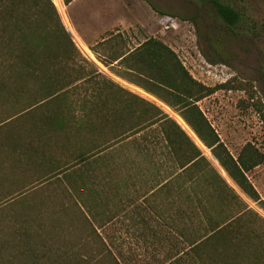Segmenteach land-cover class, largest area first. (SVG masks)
I'll use <instances>...</instances> for the list:
<instances>
[{"label": "trees", "instance_id": "obj_1", "mask_svg": "<svg viewBox=\"0 0 264 264\" xmlns=\"http://www.w3.org/2000/svg\"><path fill=\"white\" fill-rule=\"evenodd\" d=\"M73 1L63 0V3L67 6ZM53 2L63 10L60 0ZM205 2L213 8L228 34L247 30L241 10L221 0ZM36 13L41 19H36ZM48 20H54L63 31L62 34L53 33L54 45L51 42L36 48L32 40L23 45L16 44L19 48L15 47L14 54L12 47L5 42L8 38L14 43L17 34L26 32H31L34 37L38 24ZM64 24L74 36L65 19ZM75 54H78L77 49L60 24L51 0H0V97H3V102L6 98L9 102L17 100L26 94L28 79L39 78L41 81V85L36 87L34 104L19 112L7 113L0 120V205L23 195L34 185L56 181L62 184V194L69 193L76 216L83 218L86 226L99 238L97 230H103L116 218L99 217L101 213L97 214V210L101 205L108 208L118 197L124 212L130 209L128 191L135 185L136 175L130 174L134 162L127 151L135 149L139 152L141 164L139 177L145 180L152 177L153 184H162L163 208L168 217H132L134 229L139 233H151L158 239V244L166 248L165 253L162 252L165 255L157 257L158 264H264V217L252 209L211 166L179 125L155 106L133 96L135 103L145 105H136L140 108L135 112L138 117L147 116L146 124L133 123L125 130L118 124L115 135L97 143V120L103 119L107 110L79 109L70 101L74 93L84 94L87 103L90 101L87 90L83 93V89L72 87L80 84L83 77L75 76L64 83V69L37 72L41 67L62 60L72 63ZM216 55L220 54L217 52ZM130 59L137 61L139 70H143L146 76L128 80L170 107L198 144L210 151L223 175L238 192L264 212V199L249 180V175L264 164V153L249 142L236 156L232 155L198 105L217 91L234 89L230 83L212 88L198 82L175 51L155 37L141 44L130 54ZM91 97L95 99L94 95ZM262 108L261 105L257 110L260 112ZM261 112L264 115V111ZM109 114L116 116L120 111ZM151 128L153 147L149 146L148 133L140 134ZM89 135L94 137L87 139ZM63 156L68 161L61 164L62 160L56 157ZM121 156L124 166L120 180L121 187L125 189L123 198L116 187L114 174L115 161ZM34 170L36 179L28 187L21 176L30 171L27 177L30 180ZM121 206L119 208L123 210ZM145 209L132 207L135 212ZM17 222L15 217L12 229L17 233L25 230L23 224ZM163 228L167 234L158 235L157 229ZM100 252L92 259L99 261L96 264H129L111 248ZM64 258L75 264L86 260L78 254H63L58 255L56 264Z\"/></svg>", "mask_w": 264, "mask_h": 264}, {"label": "rangeland", "instance_id": "obj_2", "mask_svg": "<svg viewBox=\"0 0 264 264\" xmlns=\"http://www.w3.org/2000/svg\"><path fill=\"white\" fill-rule=\"evenodd\" d=\"M221 1L243 12L247 30L228 34L220 25L213 8L205 0H74L67 6L63 4V10H59L51 0L60 24L69 34L78 54L74 55L72 63L70 60H62L41 67V70L37 72H52L54 68L64 69L62 70L64 83L75 76L81 78L88 76L90 70L84 55H89V52L83 46L82 39L89 38L92 32L100 30L105 23L115 25L119 20L132 22L134 30L144 31L145 29L147 37L159 38L175 51L185 68L198 82L212 88L230 83L234 89L217 91L198 105L232 155L236 156L249 142L255 144L264 153V115L261 112L264 111V0ZM36 19H41L37 13ZM64 19L70 28L76 31V35L73 36L67 29ZM84 23L86 25L83 28ZM89 24L90 28H88ZM113 27L109 28L110 31L113 30L112 34L119 29ZM54 32L63 33L59 24L54 20H48L38 24L34 37L31 32H26L24 35L17 34L14 37L17 38V43L14 39V43L10 42L8 38L5 42L16 54L15 47L19 48L16 44L23 45L33 40L36 48H40L52 42ZM45 35L48 37L43 39ZM54 42L53 40V45ZM90 51L93 50L90 49ZM217 52L220 55H216ZM103 81L106 80L102 77L99 80L98 76H95L72 87L88 89L91 83ZM40 85L39 78L28 79L25 84L26 94H22L17 100L9 102L6 98L3 102L1 96L0 120H3L7 113L19 112L25 106L34 104L36 87ZM84 98L83 94L74 93L70 101L76 104L83 103L87 101ZM156 105L179 125L208 159L211 166L242 199L264 217V212L256 204L246 200L223 175L221 168L212 160L210 152L201 147L189 130L179 123L176 113L159 103ZM261 105L263 108L259 112L257 107ZM93 137L94 135H89L87 139ZM152 145L150 143V147H153ZM127 152L134 162V167L141 168L139 152L135 149ZM63 157H56L62 160L61 164L68 161L66 156ZM122 164L123 156L116 159L114 165L118 192L121 189L120 166ZM30 171L22 176L19 174L28 187L29 183L36 179L35 170L30 176L31 179L27 178ZM249 180L261 199H264V164L249 175ZM62 191H64L62 184L51 181L43 185H34L23 195L15 196L0 205V264H56L58 255L72 253L86 259L80 261V264H96L99 261L92 259L101 253L100 250L103 251L107 247L121 254L123 261L129 264H158L157 257L165 255L163 253L166 248L158 244L157 238L151 233L142 231L139 233L134 229V221L128 214L116 217L105 225L103 230H97L100 236L97 238L86 226V221L74 213L75 208L72 206L73 201L69 193L66 191L62 194ZM116 204L118 203H111L108 208L101 205L97 214L101 213L99 217H112L119 211V205L116 206ZM15 217L18 219L17 223L23 224L25 228L19 233L12 229ZM152 226L154 227V224ZM157 234L166 235L167 230L157 229ZM59 264H75V262L64 258Z\"/></svg>", "mask_w": 264, "mask_h": 264}, {"label": "crops", "instance_id": "obj_3", "mask_svg": "<svg viewBox=\"0 0 264 264\" xmlns=\"http://www.w3.org/2000/svg\"><path fill=\"white\" fill-rule=\"evenodd\" d=\"M60 3L63 8L64 3L62 0H60ZM85 25L86 23H84L82 27L84 28ZM113 26L119 29H117V31L112 34L113 30L110 31V29H112L111 27ZM90 27L91 25L89 24L88 28ZM143 30L144 31L134 30L132 22L119 20L115 25H111V23H105V25L101 26L100 30L97 32H92L91 35L88 34L89 38L82 39L83 46L89 52V55L84 56L88 62V68L90 70L89 75L83 77L82 81H85L89 78L91 79L95 76H98L99 80L102 77L106 81L95 84L91 83V85L88 86V89H83V93L87 90L88 99L90 100L88 103L85 101V103L78 102L76 104L74 102L73 104L74 107L79 109L82 108L104 111L107 110V112L109 111L108 113L106 112L107 115H104L103 119L98 118L97 120V143L103 141L105 137L109 139L115 135L117 132L116 126L118 124L122 126L123 130H125L127 127H130V125L133 123L146 124L147 116L143 115L138 117V114L135 112L137 108H140L136 105H145L141 103H135L136 101L133 96H136L143 101L155 106L160 111L161 109L156 105V103L161 104L167 109H171L156 97L145 92L143 89L139 88L133 82L128 80L129 78L136 79L137 77L146 76L143 70H139L140 68L137 64V61L135 59H130V54L133 53L148 38H151L147 37V31L145 29ZM74 32V35H76L75 30ZM90 49L93 51L91 52ZM92 95L95 96V99L91 97ZM115 110L120 111V114H117L116 116L109 114ZM163 114L170 118L167 114ZM101 115L102 114H98V116ZM122 129L121 131H123ZM146 133H148L147 135L150 137L149 141L152 143V136L154 134L153 128L150 130H145L140 134L144 135ZM202 147L204 146L202 145ZM211 157L213 158L212 155ZM162 159L163 157L161 156L160 162H162ZM215 163L218 165L217 162ZM165 168H167V165H165ZM115 169L116 167L114 168V172ZM123 171L124 166H120L121 174ZM134 173L136 175L135 185L130 186L128 191L130 209L127 212H124V207H122L118 202L120 198L117 197L118 200H115V203L118 204H116V206H121L123 210H120L119 208L118 213L114 214L113 217H122L125 213L128 214L129 217H168L166 210L163 208L165 201L163 199V193H161L160 190L162 184H153V182H151L152 180H150L152 177L148 178V180L140 178L139 167H134V169L130 171L132 176ZM162 173L163 170L160 168V174L162 175ZM144 175L147 177V173ZM119 190L121 198H123L125 196V189L121 187ZM134 206L147 209L135 212L132 211V207Z\"/></svg>", "mask_w": 264, "mask_h": 264}, {"label": "water", "instance_id": "obj_4", "mask_svg": "<svg viewBox=\"0 0 264 264\" xmlns=\"http://www.w3.org/2000/svg\"><path fill=\"white\" fill-rule=\"evenodd\" d=\"M69 33H70V32H69ZM70 34H71V33H70ZM212 159H213L215 162H217L216 159H215L214 157H213Z\"/></svg>", "mask_w": 264, "mask_h": 264}]
</instances>
